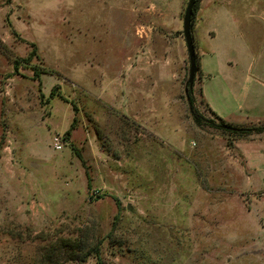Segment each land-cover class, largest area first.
Wrapping results in <instances>:
<instances>
[{
  "label": "rangeland",
  "instance_id": "rangeland-1",
  "mask_svg": "<svg viewBox=\"0 0 264 264\" xmlns=\"http://www.w3.org/2000/svg\"><path fill=\"white\" fill-rule=\"evenodd\" d=\"M187 2L0 0V264H264V172L243 159L264 133L224 131L204 103L240 86L264 0H198L192 109ZM53 99L73 114L57 152L40 145Z\"/></svg>",
  "mask_w": 264,
  "mask_h": 264
},
{
  "label": "crops",
  "instance_id": "crops-1",
  "mask_svg": "<svg viewBox=\"0 0 264 264\" xmlns=\"http://www.w3.org/2000/svg\"><path fill=\"white\" fill-rule=\"evenodd\" d=\"M207 4H201L198 9V13L201 16V22L203 23L204 19V10L207 8ZM251 19L258 20L261 28L259 41L252 42L255 32L253 29H249V34L251 37L245 38L244 45L245 49L252 51L253 46L255 48V54L250 52V55H247V63L244 67V76L241 80L240 86H236V79L231 80L230 78L224 79L225 87L228 88V92H222L221 101L223 107L217 108V106L212 105L210 101H204L207 105V108L215 113L220 119H222L225 123L236 125L239 127L245 128L247 124H245L246 120L253 121L252 123H261L264 121V10H260L255 14L249 13L248 15ZM256 24V22H254ZM203 32L199 31V38L202 37ZM202 57V56H201ZM202 63L199 62V69L202 74V77H205V71H203ZM38 79V78H37ZM10 84L9 88L13 91V100H15L17 93H21L23 89H25L26 85L20 83L18 77H13V79H9ZM25 86V87H24ZM34 88V85H27V88ZM202 98V95H201ZM54 99L50 102L49 114L42 119L43 126L41 130V141L40 145L47 149L56 151L52 148L51 141L54 135H60L70 126V120L73 116L72 110L69 105L62 103L61 112L58 117L54 115L55 109L53 106ZM60 107V106H59ZM23 116V115H21ZM36 114H24V120L28 123V138L31 141L36 140L39 135H36V132L33 130V126L35 125ZM262 120V121H261ZM253 125V124H248ZM40 127V126H39ZM68 130V129H67ZM53 133V136L51 134ZM62 136V135H61ZM63 137V136H62ZM64 139V138H63ZM247 144L250 143V148L246 149L243 154V159L246 167L245 178L247 179L248 172L252 170H259L264 172V139H259L257 137H252L251 139L245 141ZM252 144V145H251ZM60 151V150H59ZM57 152V151H56ZM260 163L261 165L256 169L250 168L254 164ZM264 175V174H263ZM250 176V174H249ZM246 187L251 190L253 189L251 185V181H246ZM262 190L261 188H258Z\"/></svg>",
  "mask_w": 264,
  "mask_h": 264
},
{
  "label": "water",
  "instance_id": "water-1",
  "mask_svg": "<svg viewBox=\"0 0 264 264\" xmlns=\"http://www.w3.org/2000/svg\"><path fill=\"white\" fill-rule=\"evenodd\" d=\"M196 0H188L186 7L184 9L183 17H182V35L186 47V52L188 56V79L185 84V93L187 89H191L195 75L198 71V66L196 62V53L193 45V40L191 36V17L193 13V8ZM223 130H228L231 132H238L239 129L235 127H231L229 125L221 126Z\"/></svg>",
  "mask_w": 264,
  "mask_h": 264
},
{
  "label": "trees",
  "instance_id": "trees-1",
  "mask_svg": "<svg viewBox=\"0 0 264 264\" xmlns=\"http://www.w3.org/2000/svg\"><path fill=\"white\" fill-rule=\"evenodd\" d=\"M197 3H198V0L195 1V4H194V8H193V14H192V17H191V25L193 23V16H194V13L196 11V8H197ZM30 47H31V52H30V55L29 56H35L36 54V46L34 44H30ZM17 62L15 61L14 62V69L16 70L17 69ZM197 66H199L198 62H197ZM36 76L38 75L37 72L35 71ZM192 89V87H191ZM191 89H187L186 91V99H187V103H188V106L190 109L193 108V96H192V93H191ZM51 96H54V93L51 92L50 93ZM208 111L215 117V119L218 121V125H214L211 121H208L209 124L211 125H214V126H218L221 128V126L225 125V122L220 119L218 116L215 115V113L211 112L209 109ZM264 122V121H263ZM73 129V124H71L68 128V130L65 132V136L67 137L69 134H70V131ZM239 131L238 132H235V134L237 135H249L251 133H256V134H261V133H264V125H261L260 123L258 125H253L252 127H249V128H243V127H240L238 128ZM223 130V129H222ZM224 131H227V130H224Z\"/></svg>",
  "mask_w": 264,
  "mask_h": 264
},
{
  "label": "built area",
  "instance_id": "built-area-1",
  "mask_svg": "<svg viewBox=\"0 0 264 264\" xmlns=\"http://www.w3.org/2000/svg\"><path fill=\"white\" fill-rule=\"evenodd\" d=\"M52 148L56 151H59L63 148L64 142L59 135H54L51 141Z\"/></svg>",
  "mask_w": 264,
  "mask_h": 264
}]
</instances>
